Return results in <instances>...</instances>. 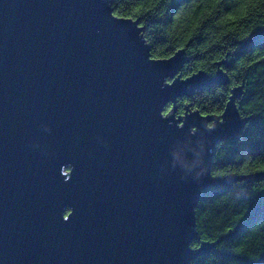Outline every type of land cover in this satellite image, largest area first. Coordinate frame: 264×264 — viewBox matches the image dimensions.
<instances>
[{
  "label": "water",
  "instance_id": "1",
  "mask_svg": "<svg viewBox=\"0 0 264 264\" xmlns=\"http://www.w3.org/2000/svg\"><path fill=\"white\" fill-rule=\"evenodd\" d=\"M143 30L111 0H0V264H190L217 245L193 247L203 191L264 179L210 173L240 88L221 117L164 113L221 64L184 79Z\"/></svg>",
  "mask_w": 264,
  "mask_h": 264
},
{
  "label": "trees",
  "instance_id": "2",
  "mask_svg": "<svg viewBox=\"0 0 264 264\" xmlns=\"http://www.w3.org/2000/svg\"><path fill=\"white\" fill-rule=\"evenodd\" d=\"M116 17L143 25L142 37L152 59H168L185 51L180 72L186 79L200 71L215 76L219 64L228 85L214 84L191 97H180L164 113L176 117L190 111L221 117L232 89L240 88L236 104L247 119L240 138L219 143L210 173L228 177L264 170V2L261 0H111ZM137 8L142 11L137 12ZM195 232L215 249L190 264H264V179L236 181L203 191L196 208Z\"/></svg>",
  "mask_w": 264,
  "mask_h": 264
},
{
  "label": "snow or ice",
  "instance_id": "3",
  "mask_svg": "<svg viewBox=\"0 0 264 264\" xmlns=\"http://www.w3.org/2000/svg\"><path fill=\"white\" fill-rule=\"evenodd\" d=\"M261 2H264V0H261ZM250 3H251V0H250ZM140 11H142V9L141 8H137V12H140ZM117 19H120V20H125V19L131 20V17H121V16H118ZM140 26L143 27L142 24ZM262 170H264V169H262ZM64 219L67 220V219H69V217L66 216ZM193 250L196 251V249H193Z\"/></svg>",
  "mask_w": 264,
  "mask_h": 264
},
{
  "label": "rangeland",
  "instance_id": "4",
  "mask_svg": "<svg viewBox=\"0 0 264 264\" xmlns=\"http://www.w3.org/2000/svg\"><path fill=\"white\" fill-rule=\"evenodd\" d=\"M232 95V94H231Z\"/></svg>",
  "mask_w": 264,
  "mask_h": 264
}]
</instances>
